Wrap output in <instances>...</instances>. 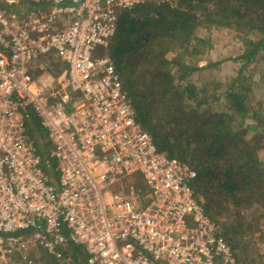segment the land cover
<instances>
[{
    "label": "built area",
    "instance_id": "obj_1",
    "mask_svg": "<svg viewBox=\"0 0 264 264\" xmlns=\"http://www.w3.org/2000/svg\"><path fill=\"white\" fill-rule=\"evenodd\" d=\"M167 1L0 0V264L71 245L87 264H238L108 54L122 11Z\"/></svg>",
    "mask_w": 264,
    "mask_h": 264
},
{
    "label": "trees",
    "instance_id": "obj_2",
    "mask_svg": "<svg viewBox=\"0 0 264 264\" xmlns=\"http://www.w3.org/2000/svg\"><path fill=\"white\" fill-rule=\"evenodd\" d=\"M171 1L176 6L168 2L148 3L122 11L108 54L133 100L138 122L151 135L159 151L187 163L197 172L193 183L195 197L205 213L222 225L221 234L232 247L238 264H248L251 255L246 235L252 227L245 225L243 210L255 203L252 190H262L264 166L258 151L264 144L258 138L247 140L245 121L249 113L245 93L239 88L241 84L234 81L225 92L233 114L205 115L197 110L198 106L208 104L205 98L199 100L197 86L193 82L177 85L174 73L179 72V80L183 81L200 69L191 67L183 52L191 49L190 55H197L202 47L209 45V40L196 35V30L205 23L208 27L232 28L238 33L258 36L257 41L249 40L251 48L243 58L247 63L259 56L264 59V54L259 55L264 51V0ZM170 53L174 54L172 59L168 58ZM148 67L153 69V76L157 73L154 77L159 76L160 84L155 81L146 92L142 88L150 83ZM159 86L162 90L155 94ZM187 100L193 104H186ZM186 110L187 116L182 114ZM31 127L42 139V145H37L43 151V158L54 168L56 162L50 157L47 132L36 116L32 117ZM226 211L233 212V220L220 222ZM69 254L73 264L80 261L87 264L81 247L71 245ZM42 263L61 264L48 253Z\"/></svg>",
    "mask_w": 264,
    "mask_h": 264
},
{
    "label": "rangeland",
    "instance_id": "obj_3",
    "mask_svg": "<svg viewBox=\"0 0 264 264\" xmlns=\"http://www.w3.org/2000/svg\"><path fill=\"white\" fill-rule=\"evenodd\" d=\"M167 2L169 4L172 3V1L169 0ZM174 6H176V4H173V7ZM208 26L207 23L200 26L196 30V35L199 38L209 40V45L202 47L200 49L201 53L197 55H190L191 49L183 52L184 60L191 61V67L197 66L200 69L183 81L179 80L180 73L176 71L174 73L176 75L175 83L177 85L180 83L186 86L193 82L194 85L197 86L200 93L198 96L199 100L205 98L208 103L204 106H198L197 110L205 115L227 112L232 115L233 111L230 109L231 104L225 97V92L231 87L234 81L241 84L239 88L245 93V104L249 113L245 121V126L248 128V134L246 135L247 140L258 138L259 141L264 144V59L259 56L251 63H247L245 58H243L247 50L251 48L250 43H248L249 40L257 41L259 38L256 35H247L246 32L238 33L232 28ZM203 50H205L204 54ZM98 53H100V50H98ZM262 54H264V51L259 55L262 56ZM173 57V53L168 54L169 59ZM152 70L153 69L150 67L147 68V73L150 76V83L142 88L145 91L148 86L160 79L159 76L154 77L157 74L156 72L154 76L152 75ZM157 82L160 84V81ZM203 89L207 92L202 93L201 90ZM161 90V86L157 87L155 89V94H160ZM155 100L158 101V98H155ZM185 103L191 105L193 101L187 100ZM181 104L183 106L182 102ZM186 109L189 110L187 107ZM187 110L182 114L187 116ZM238 122L239 120L237 119L235 124L237 125ZM257 130L260 133L256 132ZM36 136L37 142L39 145H42V139L39 134ZM262 148L258 151V157L264 166V146H262ZM261 179V192L257 189H253L250 193L255 196L254 205L250 207V209L247 207L243 210L245 216L243 219L246 222L245 225L250 228L252 227V231H249L246 235V240L250 243L249 252L251 255L250 259H248V264H264V177H261ZM234 216L233 212L230 213L226 211L225 217H222L220 222L231 221ZM216 224L222 232V225L217 222ZM44 255H46L45 251L34 250L31 253V264H43L42 258ZM54 258L61 264H73L72 256L68 252L59 258ZM78 264L83 263L80 261Z\"/></svg>",
    "mask_w": 264,
    "mask_h": 264
}]
</instances>
